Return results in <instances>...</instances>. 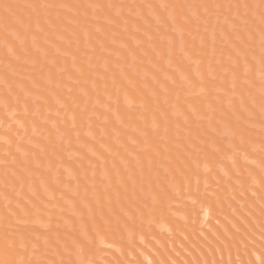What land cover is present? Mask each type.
Returning <instances> with one entry per match:
<instances>
[{
    "label": "bare ground",
    "instance_id": "1",
    "mask_svg": "<svg viewBox=\"0 0 264 264\" xmlns=\"http://www.w3.org/2000/svg\"><path fill=\"white\" fill-rule=\"evenodd\" d=\"M254 1L259 9L253 0H0V264H67L65 235L83 242L84 233L65 221L124 234L146 209L173 212L181 226L200 206L212 227L206 264H264V0ZM216 151L229 153L222 165ZM203 161L213 170L197 172ZM172 183L191 201L174 197ZM76 246L70 258L81 264Z\"/></svg>",
    "mask_w": 264,
    "mask_h": 264
},
{
    "label": "rangeland",
    "instance_id": "2",
    "mask_svg": "<svg viewBox=\"0 0 264 264\" xmlns=\"http://www.w3.org/2000/svg\"><path fill=\"white\" fill-rule=\"evenodd\" d=\"M252 4L255 6V10L256 9H259V7L262 5L260 2H256V1H254L253 0V2H252ZM254 12V11H253ZM262 12L264 13V5H263V7H262ZM253 15V17L255 18V19H257V21L258 22H260V23H263V19H262V16H260V15H257V14H252ZM261 42H263V41H261ZM257 47H259L260 48V51H261V46H257ZM259 73H262V69L261 70H259ZM260 75V78H259V81L262 83H264V72H263V74H259ZM263 75V76H262ZM263 78H262V77ZM258 80V79H257ZM263 83H262V85H263ZM264 86V85H263ZM263 86H260V88L259 89H262V87ZM263 90H261L260 92L261 93H259L258 95H257V97L260 99L259 101L260 102H264V91L262 92ZM222 136H223V134H222ZM224 136H225V134H224ZM223 136V137H224ZM225 137H227V136H225ZM190 147H191V149H194L193 147H192V145H189ZM230 147V150H228V152L230 151V154H231V156L229 157V156H224V153L226 154V153H228V152H221V153H223V154H221V153H219L218 151H216V155L218 156V157H221L222 155L225 157V158H229V159H231V157L232 158H234L235 156L234 155H236V154H238V152H236V151H234L235 153H233V155H232V152H233V148H231V147H234V146H232V145H229ZM228 148V149H229ZM262 149V151L264 150V147L262 148V147H259V150H261ZM195 150V151H194ZM193 151L194 152H197L198 153V150H196V148L194 149ZM234 150H235V148H234ZM227 151V150H226ZM196 153V154H197ZM199 154V153H198ZM228 155H229V153H228ZM243 156H244V154H242ZM222 156V157H223ZM201 157V156H200ZM220 158V159H223V160H220L219 158H218V163L219 164H221L222 162L221 161H224L225 160V158ZM188 158H189V156H188ZM197 158V157H196ZM202 158V157H201ZM190 159V158H189ZM191 160V162H192V166H194V167H198V166H196L197 165V160L195 161V160H193V159H190ZM220 160V161H219ZM228 160V159H227ZM227 160H225V161H227ZM194 161V162H193ZM166 163H168V165H169V161L168 160H166ZM217 163V162H216ZM249 164H250V162H248ZM199 164V166H201V168L202 167H205V168H202V170H201V172H200V170H196V169H198V168H200V167H198V168H196L195 170L197 171V172H199V173H204L203 172V170L205 171V170H207V171H210V170H213L212 168H213V166H208V165H205L204 166V161L202 162V163H198ZM219 164H215L216 166L214 167V168H216V169H218V170H220V166H219ZM222 165V164H221ZM167 165H165L164 166V169H165V167H166ZM207 166V167H206ZM217 167H219V168H217ZM209 168V169H208ZM211 168V169H210ZM166 171V170H165ZM206 172V171H205ZM221 172V171H220ZM167 174H168V172H166ZM107 179L106 181H111V180H109L108 178H106V177H101V179ZM217 180V179H216ZM105 182V181H104ZM173 182V181H172ZM258 182V181H257ZM257 182H255V183H257ZM103 183V182H102ZM236 184H238L237 182H235ZM251 183L253 184V185H256L255 183H254V181L253 180H251ZM251 183H249L250 185H252ZM172 184H174L175 186L173 187V188H175V191H177V193L175 192V194H174V192H173V196L175 195L176 197L178 196V197H180V199H183V198H185V200H188V201H191V199L189 200V197H187L188 195H185L184 194V196H183V198H182V196L181 195H178V194H181L180 192V189L179 188H176V184L175 183H172ZM248 184V185H249ZM179 190V191H178ZM184 192H186L187 193V191L186 190H184ZM230 192V193H229ZM229 192L228 193H226V196H233V190H229ZM195 193H197V191H195ZM83 195H85V194H83ZM254 195V194H253ZM149 196V195H148ZM174 196V197H175ZM188 198V199H187ZM258 202H260V201H258ZM175 205V204H174ZM176 205L178 206V207H180L181 206V204H179V203H176ZM152 209H154V208H151V209H146V211H147V214L148 215H144V217L146 218V221H144L143 219V217L141 216V214H139L140 215V217H139V215L137 214V216H135L136 218H135V220L137 219V221H139V223H140V221L142 222V223H140V224H145V225H141L140 226V224H138V225H135V226H132L133 224L131 223V225H126V224H124L123 226H125V227H123V229H125V233L124 234H121L117 229H114V227H116V226H113V228H112V226H108V229L106 228H103L102 230L100 229V228H98V226H95V223L94 222H90V225L88 224V225H86V224H84L83 225V223L82 224H78L77 226H75V227H73V224H71L69 221H65L66 223V225H65V229L64 228H62V229H64V230H66V231H69V232H71V233H75V234H77L78 236H80L81 238L83 237V235H84V237H86L85 239H84V237L82 238L83 240V242H81V240H76V238H72V237H70V236H66L65 235V237H66V239H69L70 238V240L71 241H73L72 243H74L73 245H72V243L70 242V240H69V248H67L68 250H69V252L68 251H63V250H66V249H64L63 248V250H62V252H63V254L66 256V258L68 259V260H66V258L64 259L65 260V262L67 263V261H68V263L67 264H72V260H71V258H70V255H74V248L73 247H75L76 245H79V246H76V251L78 250V252L77 253H79V255H80V257H81V259L83 260V262L81 263V264H107V263H109V264H111V262H112V264H115L116 262V264H199L200 263V261H201V263L200 264H206V262L208 261V259L207 260H204L203 259V257L202 256H204V255H202L203 254V250L204 251H206V252H209L210 253V250L208 251V244H212V242H211V240L208 238V235H207V233L206 232H210V230L212 229V227H210V225L208 224V223H206V221H209L211 218H209V217H205V219H204V209L200 206L199 207V209H198V212H197V214L198 215H196V214H192V218L193 219H191V221H190V223L186 220V219H183V221H185L186 223V225L183 223V224H181V226L180 225H176L173 221H171V218H173V216H175V214L172 212L171 213V215L169 216V218H168V214H167V211L166 212H164L165 214H164V216H162L163 215V213H162V215L161 214H159V215H157L156 213V211L155 210H152ZM72 209H70L69 210V214H71L72 213V211H71ZM155 211V215H157L156 217H155V215H154V217L152 218L151 216H153V215H150V211ZM171 210V209H170ZM159 213H161V211H158ZM136 213H139L138 211H136ZM168 213H169V209H168ZM200 213V214H199ZM127 214V213H126ZM125 214V216L127 217V218H129L130 219V217H131V215L129 216V214H127L126 215ZM151 214H152V212H151ZM234 214V213H233ZM150 215V216H149ZM160 215H161V219L162 220H159L158 219V217H160ZM194 215L196 216L195 218H194ZM166 216V217H165ZM234 216H236V217H238V218H240L237 214H234ZM133 217V216H132ZM139 217V218H138ZM143 219H142V218ZM149 217V218H148ZM164 217H165V219H164ZM175 217H177V216H175ZM180 217V216H179ZM199 218V220H198V218ZM61 218V217H60ZM87 218H88V220L90 221V215H88L87 216ZM140 218H141V220H140ZM150 218H152V219H154L155 220V218H157L155 221H153L152 220V222H150ZM197 218V219H196ZM202 218V219H201ZM206 218H208V219H206ZM132 219V218H131ZM139 219V220H138ZM147 219H149V222H147L148 220ZM170 219V220H169ZM228 221H229V219L228 218H226ZM241 219V218H240ZM157 220H159V221H157ZM194 221V222H193ZM215 221V220H214ZM67 222L69 223V224H67ZM146 222V223H145ZM154 222V223H153ZM204 222V223H203ZM217 222V223H216ZM89 223V222H88ZM149 223V224H148ZM202 223V224H201ZM148 224V225H147ZM157 224V225H156ZM163 224V225H162ZM166 224V225H165ZM170 224V225H169ZM196 224V225H195ZM204 224V225H203ZM214 224H216V225H220V222L219 221H215L214 222ZM69 225V226H68ZM71 225V226H70ZM86 225V226H85ZM147 225V226H146ZM183 225H185V226H183ZM246 225V224H245ZM67 226V227H66ZM88 226V227H87ZM93 226V227H92ZM130 226V227H129ZM146 228H144V227ZM154 226V227H153ZM157 226H159V227H157ZM111 227V228H110ZM128 227V228H127ZM133 227H135V229H133ZM138 227H139V229H138ZM142 227V228H141ZM162 227H164V228H162ZM177 227H179V228H177ZM181 227V228H180ZM184 227V228H183ZM69 228H71V229H69ZM75 228V229H74ZM85 228V229H84ZM131 228V229H130ZM170 228H171V230H170ZM187 228V229H186ZM209 228V229H208ZM87 229V230H86ZM93 229V230H92ZM99 229H100V231H99ZM130 229V230H129ZM149 229V230H148ZM191 231H190V230ZM196 229V230H195ZM75 230H77V231H75ZM96 230V232H94ZM110 230L112 231V232H110ZM134 230V231H133ZM138 230V231H137ZM168 230V231H167ZM192 230H194V231H192ZM205 230H206V232H205ZM261 231H262V233H264V230H262V229H260ZM85 231H86V233H85ZM113 231H114V233H113ZM118 232V235L120 236V239H119V237H115V234H117V232ZM131 231H133L132 233H131ZM161 231V232H160ZM185 233H184V232ZM80 232H82V233H84L83 235L80 233ZM91 232L93 233V234H91ZM105 232V233H104ZM128 232V233H127ZM142 232V233H141ZM156 232V233H155ZM171 232H173V233H171ZM183 232V233H182ZM190 232V233H189ZM252 232V231H251ZM81 235H80V234ZM103 233H104V235L105 234H107V235H103ZM111 233V234H110ZM155 233V234H154ZM188 233V234H187ZM253 233V232H252ZM91 234V235H90ZM108 234H110V235H108ZM133 236H132V235ZM146 234H148L147 236H146ZM162 234H164V235H162ZM68 235V234H67ZM76 235V236H77ZM86 235V236H85ZM92 235H94L95 237H92ZM100 235H101V237H102V241H101V238H100ZM122 235L124 236V237H122ZM173 235V236H172ZM184 235V236H183ZM189 235V236H188ZM106 236H108V237H106ZM110 236L112 237V238H110ZM130 236H131V238H130ZM103 237H104V240H103ZM152 237V238H151ZM158 237H159V239H158ZM167 237V238H166ZM246 237H248L247 235H246ZM94 238V239H93ZM116 238H118V239H116ZM125 238V239H124ZM127 238V239H126ZM132 238H133V240H132ZM136 238V239H135ZM139 238H141V239H139ZM145 239L144 241H143V239ZM157 238V239H156ZM113 240V241H110V240ZM160 239H161V241H163V242H161L160 243ZM202 239V240H201ZM259 239L261 240V241H264V239L262 238V237H259ZM89 240V241H88ZM117 240V241H116ZM118 240H120L119 242H118ZM179 240V241H178ZM201 240V241H200ZM56 242H58V240H55ZM90 241H92V244H91V242ZM94 241H95V243H94ZM99 241H101L100 243H99ZM123 241V245H121V242ZM158 241V242H157ZM203 241V242H202ZM112 242V243H111ZM114 242V243H113ZM149 242V243H148ZM173 242V243H172ZM181 244H180V243ZM201 242V243H200ZM59 243V242H58ZM86 243V244H85ZM102 243L104 244V245H102ZM127 243H128V246H127ZM130 243V244H129ZM145 243V244H144ZM152 245H151V244ZM158 243V244H157ZM184 243V244H183ZM207 243V244H206ZM84 244V245H83ZM115 244V245H114ZM118 244H120V245H118ZM160 244H162V245H160ZM165 245V247H164V245ZM174 244V245H173ZM188 244V245H187ZM199 244V245H198ZM75 245V246H74ZM93 245V246H92ZM116 245H118V246H116ZM135 245V246H134ZM151 245V246H150ZM167 245V246H166ZM183 245V246H182ZM207 245V246H206ZM90 246H92V247H90ZM112 246V247H111ZM120 246H124L123 247V250H122V247H120ZM148 246V247H147ZM81 247V248H80ZM159 247V248H158ZM163 247H164V249H163ZM186 247V248H185ZM197 247H198V249H197ZM201 247V248H200ZM71 248V249H70ZM77 248H79V249H77ZM86 248L88 249L89 248V250H86ZM116 248L119 250H116ZM130 248V249H129ZM145 248V249H144ZM162 248V249H161ZM174 248H176L175 249V251H174ZM84 249V250H83ZM92 249V250H91ZM96 251H95V250ZM120 249L122 250V251H120ZM135 249H136V251H135ZM152 249V250H151ZM166 249H168L167 251H164V250H166ZM56 250V249H55ZM82 250V251H81ZM90 250H91V252L92 253H90L89 254V252H90ZM113 250H114V252H113ZM133 250V252H131V251ZM186 250V251H185ZM93 251H95V254L93 253ZM107 251V252H106ZM110 251V252H109ZM163 252L162 253V255L161 254H159L158 252ZM177 251V252H176ZM201 253V254H199V252ZM244 251V250H243ZM54 252H56V251H54ZM54 252L52 253V255L54 256ZM68 252V254H66ZM80 252H81V254H80ZM124 252V253H123ZM84 253H86L85 255H83ZM99 253V254H98ZM114 253V254H113ZM115 253H116V257H114L115 256ZM244 253H246L245 251H244ZM57 254V252L55 253V258H56V255ZM91 254H92V256H91ZM118 254H119V256H118ZM122 256H124V254H125V256L124 257H122ZM132 254V255H131ZM138 254V255H137ZM168 254V255H167ZM182 254V255H181ZM82 255V256H81ZM100 257H99V256ZM135 255V256H134ZM173 255V256H172ZM192 255H194V256H192ZM200 255H202V256H200ZM69 256V257H68ZM75 256V255H74ZM85 256V257H84ZM101 256H102V258H101ZM133 256V257H132ZM138 256V257H137ZM158 256H160V257H158ZM164 256H166V257H164ZM184 256V257H183ZM195 256H199L202 260H200L199 261V263L198 262H196L197 260H196V258H195ZM58 258H59V256H57ZM90 257V258H89ZM94 257V258H93ZM125 257H126V260H125ZM128 257V258H127ZM161 257H162V259H161ZM187 257V258H186ZM191 257V258H190ZM85 258H86V261H85ZM109 258V259H108ZM111 258V259H110ZM113 258H115V259H117V261L116 262H114V260H113ZM124 260H123V259ZM138 258V259H137ZM147 258V259H146ZM151 258V259H150ZM175 258V259H174ZM205 258V257H204ZM60 259V258H59ZM98 259L100 260L99 262H98ZM120 259V261H122V262H120V261H118ZM167 259V260H166ZM185 259V260H184ZM187 259H188V261H187ZM194 259V260H193ZM237 259V258H236ZM70 260V261H69ZM81 260V261H82ZM105 260V261H104ZM112 260V261H111ZM127 260H129V261H127ZM153 260H154V262H153ZM165 260V261H164ZM196 260V261H195ZM111 261V262H110ZM127 263H126V262ZM176 261V262H175ZM179 261V262H178ZM186 261V262H185ZM195 261V262H194ZM204 261V262H203ZM237 261H238V259H237ZM237 261H236V263H237ZM61 264H63L62 262H61V260L59 261ZM103 262V263H102ZM119 262V263H118ZM183 262V263H182ZM211 263H213V261L211 260L210 261ZM59 263V264H60ZM207 264H209V263H207ZM238 264H240L239 263V261H238Z\"/></svg>",
    "mask_w": 264,
    "mask_h": 264
}]
</instances>
